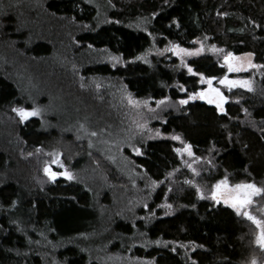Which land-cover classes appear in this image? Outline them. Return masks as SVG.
Returning a JSON list of instances; mask_svg holds the SVG:
<instances>
[{
  "label": "trees",
  "instance_id": "obj_1",
  "mask_svg": "<svg viewBox=\"0 0 264 264\" xmlns=\"http://www.w3.org/2000/svg\"><path fill=\"white\" fill-rule=\"evenodd\" d=\"M205 38L225 52L252 53L260 66L252 91L220 88L223 112L199 98L179 104L204 87L199 75H226L215 53L186 60L195 74L171 53L137 59L152 45L191 48ZM103 49L122 62H96L92 53ZM78 65L85 78L115 79L134 98L165 100L147 117L161 135L141 131L107 94L83 87L89 79L69 68ZM63 95L85 102L111 151L44 114ZM19 107L39 114L21 123L12 111ZM173 135L199 157L195 175ZM54 148L74 179L43 173V151ZM116 151L125 164L111 160ZM142 178L155 183L143 201ZM225 178L264 187V0H0V264H103L108 253L156 264H264L256 227L210 198ZM254 200L263 206L264 194Z\"/></svg>",
  "mask_w": 264,
  "mask_h": 264
},
{
  "label": "rangeland",
  "instance_id": "obj_2",
  "mask_svg": "<svg viewBox=\"0 0 264 264\" xmlns=\"http://www.w3.org/2000/svg\"><path fill=\"white\" fill-rule=\"evenodd\" d=\"M101 5H102V3L99 2L98 6H97L99 9V12L102 11ZM128 22L132 23V24H136L137 26L143 25V22L135 21V19H129ZM173 45H177V44L168 42L167 44H165L162 47H157L155 45H152L145 52H143L141 55H139L137 57V59L145 60L151 54L171 53V54L175 55L183 64H185L186 60L188 58L193 57V56L185 55L183 53L174 54V52L172 50H170ZM179 47L183 48V49H188L190 51H195L197 49H200L199 54H202L205 52L215 53L218 57H220L221 61H224V56L229 53V52L222 51L220 48H218L214 44L208 43L206 41V38L196 40L194 47H191V48H186V47H182V46H179ZM246 54L247 53L233 54V56L238 58L236 61H234V63L237 66H242V70L238 71V72L253 70L254 72L251 74V76H248V77H239V76L230 77L228 75L229 73H238V72H228V70H227L225 76H223L222 78H220L218 80H215V79L212 80V87L218 88L220 90V92L222 93L220 88L226 87V86L220 84L219 81L225 77H227L230 80H248L251 82V87H253V82H254L253 76L255 75V73L259 72L260 66L258 65L259 67H249L248 66V59L249 58L247 57ZM92 55H93V57L95 56V59L97 58L96 60H98V61H96V62L107 61L110 64H118V63L122 62V60L120 59L119 56L114 55L112 53H109L104 49L98 51L97 54L92 53ZM194 56H196V55H194ZM93 61H94L93 63H96L95 60H93ZM251 63L254 65H257L253 61V55L251 56ZM66 64H68V63H66ZM69 68L71 70L76 69V72H78V75L79 74L81 75V76H79L80 80L89 79L88 83L82 84L83 87H86V88L90 87L91 89H94L98 93L101 92V93L107 94L106 96L109 98V99L108 98L107 99L111 102L112 105L114 104L113 108L115 107L114 109H116L122 115V118L124 120H126L127 122L129 121L131 124L132 123L136 124V126L141 131H145L148 135L149 134L151 136L161 135V133L157 129H152L151 127L148 126L149 121L147 120V117H152L157 112L158 107L162 103H157L158 101L153 103L151 100L134 98L115 79L110 80L109 78H106V77L85 78L82 75V71H81L82 67H79V65L77 66V68L76 67H73V68L69 67ZM226 69H227V66H226ZM199 76H200V81H201V75H199ZM205 78H207V77H205ZM203 84H204V87L199 91L206 90L209 87V85L207 83H203ZM235 87H240V86L237 85ZM235 87H232V88H235ZM226 88H228V87H226ZM222 95H223V93H222ZM129 99H131L137 103L136 104H129V102H128ZM196 99H198V98H196ZM184 100H189V99L187 98ZM191 100H193V99H191ZM159 101H165V100H159ZM205 101L207 102L206 99H205ZM84 104H85V102H83L82 99L78 100L77 98H74L72 96L63 95L62 97L54 98L53 103L48 108H46L44 110V114L45 115L53 114V115L59 117L58 121L61 123V125L66 126L68 129H74L75 131L81 132L85 136L87 135L89 138V142H91V146H93V147L94 146L104 147L107 145V148L110 149V151H111V148L114 146L113 143L112 142L105 143V140L102 139L104 136L102 133V130L97 127L98 123L94 120V117H92L90 119V113L91 112H88V110L85 109ZM212 105L215 106V103H212ZM224 105H225V103L223 104V111H224ZM25 109H27V108H25ZM27 110H31V109H27ZM81 125H83V127H81ZM45 126H50V123L48 121H45ZM92 132H95L96 135L95 136L91 135ZM127 136H128V133L126 131L125 137L127 138ZM173 136H176V135H173ZM122 141H126V139H124ZM178 141L180 142V146L177 148L182 149L186 143L181 142V140H178ZM124 146H125L124 142H120L118 151L122 152ZM113 151H115V150H113ZM119 152L116 151L114 156H112L111 153L109 152L110 153L109 156L111 157V160L114 161V163L121 161L122 164H125V162H127V159L125 157L121 156L119 154ZM43 153H44V158H42V160H41V168H42V171L44 174H45V172H44L45 166H48L51 171H54L57 173L64 172L66 170L71 172L67 168V166L65 165V163L63 161L64 160L63 154L61 152H59L56 148L50 149V150L44 149ZM178 155L181 158L183 165H186V166L188 164L192 165V168H190V170L195 175V173L193 171V169H194L193 164L195 162V159L193 157H189L186 153L183 155H180V154H178ZM54 161H56V162H54ZM61 165H63V166L61 167ZM46 176L48 177V175H46ZM57 178H65V177L62 175H58L55 179H57ZM138 179H140V175H138ZM142 180H143V178H142ZM221 180H223V179H221ZM135 182L133 184L132 183L130 184L131 187L128 186L127 189L129 192H131L133 189L134 190L136 189L135 188V186H136ZM145 182L146 181L143 180L140 188H138L142 201H143L145 195H150L153 192V188L155 187V183H153V185L151 186V185L147 184V182H146V185H144ZM216 183H214L213 185H215ZM228 183L230 185H235V184H239V183H250V182H239V183L228 182ZM115 190L116 189H114V191ZM201 196H202V194H201ZM254 198L255 197H253L254 203L252 206H250L249 210L254 215H256L257 218L264 219V205L259 206V204L257 202H255ZM220 202H222L223 204H226V203H224L223 199H221ZM166 205H169V204L166 203L165 201L160 205V207L163 208V213H165V214L168 213V207H166ZM226 205H228V204H226ZM145 207H147V206L145 205ZM102 262H103V264H156L153 260H151L149 258L131 256L129 253H126V254L108 253L107 255L104 256V259L102 260ZM250 264H252V262ZM255 264H257V262H255Z\"/></svg>",
  "mask_w": 264,
  "mask_h": 264
},
{
  "label": "snow or ice",
  "instance_id": "obj_3",
  "mask_svg": "<svg viewBox=\"0 0 264 264\" xmlns=\"http://www.w3.org/2000/svg\"><path fill=\"white\" fill-rule=\"evenodd\" d=\"M214 47V46H213ZM174 52V54L183 53L188 56H194L198 55L200 52V49H197L195 51H190L188 49L180 48L178 45H173L170 49ZM248 59V66L249 67H259L258 65H254L251 63V56L252 53L246 54ZM238 58L233 56L231 52H229L227 55L224 56V63L227 66L228 72H238L242 70V66H237L234 61H236ZM187 67V65H185ZM188 72L193 73V69L191 67H188ZM195 74V73H193ZM214 78H205L201 75V82L207 83L209 87L206 90H202L196 93H192L189 95L188 99H196L199 98L201 100H207L209 104L215 103V106L218 111H223V104L225 103V96L222 95L220 90L218 88L212 87V80ZM220 84L225 85L229 89L235 86H240L242 88H246L248 91H252L251 82L248 80H230L227 77L221 79L219 81ZM183 90V89H182ZM129 104H136L137 102L129 99ZM146 103V102H145ZM157 103H163V101H158ZM188 100H180L179 104L184 105L187 104ZM13 112H15L19 118L20 122L23 123L25 120H27L29 117L37 116L39 114V109L33 108L31 110H27L23 107L19 108H13ZM83 127V125H81ZM91 135L95 136L96 133L92 132ZM171 139L173 140H180L179 136H172ZM133 151L139 155L140 149L133 147ZM175 151L180 154H187L189 157H193V152L191 151V145L185 144L184 147L177 148ZM31 155V154H29ZM195 159H199V157H195ZM56 162V161H54ZM63 165H61L62 167ZM189 168H192L191 164L187 165ZM194 173L195 170L193 169ZM44 172L46 175H48L50 180H55V178L58 175H62L68 180L74 179V176L69 171L64 172H54L51 171L48 166H45ZM198 174V173H196ZM185 183H191L190 181H185ZM200 188H197V193H200ZM264 194V187H258L255 183H239L235 185H230L228 183V180L225 178L223 180L218 181L215 185L212 186L211 196L210 198L219 203L221 199H223L224 203L228 204L229 207H231L237 216H242L246 220L250 221L252 224H254L257 228V233L255 236V243L264 250V219L257 218L256 215H254L249 209L250 206L253 205V197L261 196ZM203 198V197H201ZM166 207L171 208V205H166ZM159 243V241L157 242ZM182 246V245H181ZM202 247V246H201ZM175 251V249H173ZM193 264H196L195 261H193ZM252 264H255V260L252 261Z\"/></svg>",
  "mask_w": 264,
  "mask_h": 264
},
{
  "label": "water",
  "instance_id": "obj_4",
  "mask_svg": "<svg viewBox=\"0 0 264 264\" xmlns=\"http://www.w3.org/2000/svg\"><path fill=\"white\" fill-rule=\"evenodd\" d=\"M201 100V99H200Z\"/></svg>",
  "mask_w": 264,
  "mask_h": 264
}]
</instances>
